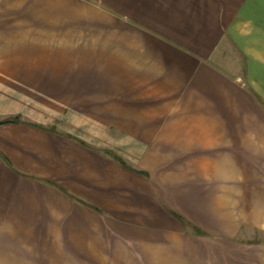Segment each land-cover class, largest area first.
Masks as SVG:
<instances>
[{"label":"crops","instance_id":"1","mask_svg":"<svg viewBox=\"0 0 264 264\" xmlns=\"http://www.w3.org/2000/svg\"><path fill=\"white\" fill-rule=\"evenodd\" d=\"M0 264H264V0H0Z\"/></svg>","mask_w":264,"mask_h":264},{"label":"rangeland","instance_id":"2","mask_svg":"<svg viewBox=\"0 0 264 264\" xmlns=\"http://www.w3.org/2000/svg\"><path fill=\"white\" fill-rule=\"evenodd\" d=\"M43 69H44V68H43ZM237 241H241V242H242L243 240H242V238H241V239H237ZM236 259H237V261H241V262H242V254H237V255H236Z\"/></svg>","mask_w":264,"mask_h":264}]
</instances>
